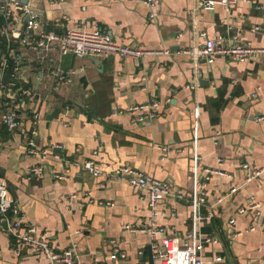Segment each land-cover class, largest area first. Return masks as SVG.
I'll use <instances>...</instances> for the list:
<instances>
[{"label":"crops","instance_id":"crops-1","mask_svg":"<svg viewBox=\"0 0 264 264\" xmlns=\"http://www.w3.org/2000/svg\"><path fill=\"white\" fill-rule=\"evenodd\" d=\"M29 1L48 23L47 30L62 31L63 20L68 27L82 23L92 30L98 25L118 43L170 53L91 59L61 56L54 45L58 61L51 64L37 51L24 50L33 60L30 78L42 97L34 106L42 114L39 143L46 149L60 146L42 161L25 152L28 122L14 135L0 124V176L25 219L49 233L54 251L74 241L83 264H160L151 261L149 234L127 229L149 225L147 201L126 180L95 177L73 164L94 158L104 169L132 167L181 193L183 198L160 200L156 209L159 225L181 237L195 225L192 200L200 179L206 200L196 227L202 236L216 238L205 243L202 259L221 256L215 264H264V225L254 221L252 211L239 210L254 198L264 221V172L247 181L244 167H264V118L256 119L264 116V53L244 62L218 55L213 63L203 58L195 63L182 53L204 45L198 31L222 43L251 42L264 49V0L240 1L230 11L221 4L202 7V0H159L154 18L150 7L137 0ZM57 65L79 71L62 94L51 92L50 70ZM146 102L158 103L157 116L149 123L133 121L125 109ZM67 103L71 109L64 108ZM40 162L44 170L30 174L29 168ZM207 169L212 171L208 180ZM55 173L66 178H55ZM232 187L238 189L229 194ZM252 225L255 229L249 230ZM12 243L0 222V264H47L44 254L28 247L15 255ZM115 249L126 258L112 259Z\"/></svg>","mask_w":264,"mask_h":264},{"label":"built area","instance_id":"built-area-1","mask_svg":"<svg viewBox=\"0 0 264 264\" xmlns=\"http://www.w3.org/2000/svg\"><path fill=\"white\" fill-rule=\"evenodd\" d=\"M137 1L148 5L152 11L150 18H154L159 0ZM240 1L256 2V0H202L200 6L209 8L221 4L230 11ZM38 12V7L32 1L24 4L21 0H0V114L2 115L0 124L5 127L10 135H14L19 132L25 122H28L29 126L25 130V152L44 161L50 154L59 152L60 146L46 149L39 143V124L42 114L40 109L34 106L36 100H42V97L37 94L36 87L30 78L33 60L25 57V49L37 51L41 60H47L51 64L58 61L57 57L52 54L54 45L57 46L61 56L74 55L78 58L91 59H101L109 55L142 59L145 55L159 57L161 54H169L170 50H148L143 47H132L118 43L114 40L109 29L98 25L92 30L87 29L82 23L68 27L67 22L63 20L59 23L62 31L47 30L48 23L40 19ZM231 28L232 24H229L228 29L231 30ZM257 28L254 27L253 30ZM197 34L199 37L204 38V45L182 50V53L188 54L195 63L201 58L206 59L208 63H213L218 55L244 62L256 57L259 53H264V49L256 48L251 42L232 43L228 41L222 43L219 39L209 38L205 31H198ZM78 72L76 68L65 70L60 65L52 68L50 76L54 78V85L51 92L62 94L73 83L74 75ZM200 77L201 72L196 75V81H199ZM253 96H256V94L254 93ZM157 106V102H146L130 106L125 111L132 116L133 121L149 123L157 116ZM71 107L70 103L64 106L66 110L71 109ZM198 116L199 107L197 105L195 120L198 119ZM263 118L264 116H256L257 120ZM195 125H198L197 121ZM1 139L0 134V141ZM56 149L58 150L56 151ZM97 153L95 151L94 155ZM56 155L59 157V154ZM73 164L95 177L105 176L111 180H126L140 192L141 198L147 201L151 209L149 225L144 227L127 225V229L149 234L154 259L158 260L160 264H215V262L222 260V257L218 256L215 261H205L199 255L204 249L205 243L216 241V238L202 236L198 227H196V224L204 218L201 206L206 200L204 190L206 184L201 183L199 178V182L195 184L192 200L195 225L190 233L181 237L176 234H168L167 228L159 225L157 221L156 209L160 200L168 196L178 199L183 198L181 193L174 192L167 181L128 166L120 167L116 171H109L104 169L101 163L94 158L83 162H74ZM244 167L248 172L247 181L253 180L264 172V167L252 168L248 164H245ZM43 170L44 164L40 162L39 165L30 167L29 173H41ZM206 171L209 172V175L205 177L208 180L212 171L209 169ZM54 177L58 179L66 178L60 173H55ZM237 189V187H232L229 194H233ZM86 195L90 199L91 191H88ZM73 197H76V195ZM223 199L224 197L220 198L219 201ZM260 206L256 199L251 198L248 200L247 205L239 210L240 212L252 211L254 221H258L263 226L264 221L261 220ZM207 217L210 218L211 215ZM0 222L6 225L7 232L13 238L11 251L15 255H20L21 247L24 246L34 252L44 254L47 258V264H83L74 241L59 252L53 250L49 233L39 231L35 224L25 219L20 206L11 195L6 178L2 176H0ZM229 222L234 224L235 219L232 218ZM254 229V225L249 228V230ZM111 258L125 259L126 254L119 249H115Z\"/></svg>","mask_w":264,"mask_h":264},{"label":"water","instance_id":"water-1","mask_svg":"<svg viewBox=\"0 0 264 264\" xmlns=\"http://www.w3.org/2000/svg\"><path fill=\"white\" fill-rule=\"evenodd\" d=\"M21 1H22V3L26 4V3H28L29 0H21ZM149 254L151 256V261L154 262V256H153V251H152L151 246L149 247Z\"/></svg>","mask_w":264,"mask_h":264},{"label":"trees","instance_id":"trees-1","mask_svg":"<svg viewBox=\"0 0 264 264\" xmlns=\"http://www.w3.org/2000/svg\"><path fill=\"white\" fill-rule=\"evenodd\" d=\"M87 112H88V114H89L90 116H93V113H92V112H90L89 110H87ZM5 132H6V133H5ZM6 134H7V131H4V133H3L2 136L6 135Z\"/></svg>","mask_w":264,"mask_h":264},{"label":"rangeland","instance_id":"rangeland-1","mask_svg":"<svg viewBox=\"0 0 264 264\" xmlns=\"http://www.w3.org/2000/svg\"><path fill=\"white\" fill-rule=\"evenodd\" d=\"M158 263H159V261L158 260H156Z\"/></svg>","mask_w":264,"mask_h":264}]
</instances>
